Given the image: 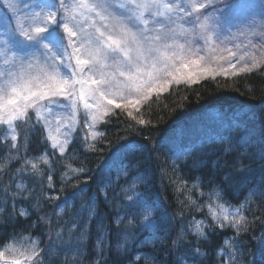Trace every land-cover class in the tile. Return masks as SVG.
<instances>
[{
    "label": "trees",
    "instance_id": "16d2710c",
    "mask_svg": "<svg viewBox=\"0 0 264 264\" xmlns=\"http://www.w3.org/2000/svg\"><path fill=\"white\" fill-rule=\"evenodd\" d=\"M16 124L15 147L0 138V264H264V69L113 108L63 154L40 122ZM11 244L31 253L10 259Z\"/></svg>",
    "mask_w": 264,
    "mask_h": 264
},
{
    "label": "snow or ice",
    "instance_id": "6c2138e0",
    "mask_svg": "<svg viewBox=\"0 0 264 264\" xmlns=\"http://www.w3.org/2000/svg\"><path fill=\"white\" fill-rule=\"evenodd\" d=\"M209 4L211 0L208 4L199 0H59V8L47 6L55 10L45 11L41 7L30 15L26 12L23 19L17 20V30L30 42L29 47L44 50L43 60L35 52L25 56L13 53L9 57L11 49H5L4 64L12 67L0 71V126L6 125L15 141L18 127L15 122L35 120L39 123L44 120L42 113L50 112V105L61 104L62 100L56 98L62 97L70 102L73 110L79 101H84V108L90 110L88 115L92 123L89 127H93L112 111L109 106L121 109L141 105L151 99L152 93L159 96L172 83H198L194 73L183 75L182 69L190 65L200 66L206 78L227 75L222 66L219 69L203 67L201 62L205 57L197 55L202 49L197 46L193 51L192 48L193 41L197 45L203 41L209 54L218 52L212 43L210 17L201 12ZM177 13L193 17L185 21L192 25L191 30L182 24L178 26L180 35L192 36L184 43L177 42V29L171 27ZM253 35L264 37V32H253ZM216 37L219 39V33ZM235 47L237 51L219 49L226 55L214 56L216 60L226 61L231 69L243 62L234 75L252 73L264 65V53L258 57L249 51V47H256L251 41L239 55L240 46ZM20 50L23 51L24 46ZM185 53L194 58L185 62ZM116 96L120 102L113 98ZM128 115L136 119L132 112ZM137 122L149 123L142 118ZM96 135L92 134L93 139ZM67 143L54 141L53 147H59L63 154ZM32 168L36 165L32 164ZM220 207L223 209V205ZM223 211V219L227 220V210ZM19 215L27 213L21 211ZM212 215L216 217V213ZM243 220L244 217H240L236 224ZM202 225L203 221L196 223L195 234L206 241L208 235ZM4 256L5 253L0 252V258ZM11 264H22V261L14 259Z\"/></svg>",
    "mask_w": 264,
    "mask_h": 264
},
{
    "label": "rangeland",
    "instance_id": "374dc122",
    "mask_svg": "<svg viewBox=\"0 0 264 264\" xmlns=\"http://www.w3.org/2000/svg\"><path fill=\"white\" fill-rule=\"evenodd\" d=\"M2 8L12 16L11 20L13 21L12 29L17 33L13 35L11 32V28L9 23L7 22L3 12L0 7V71H5L12 67L11 64H4V51L6 48L11 49L8 52V56L11 57L13 53L19 56H25L26 53L31 54L33 52L36 53L37 56L43 60L42 48H33L29 47V43L22 35H20L17 30V20L23 19L25 13L27 12L29 15L33 12L40 11L41 7H44L45 11L55 10L49 9L48 5H55L56 8H59V0H0ZM199 2H203L208 4V0H199ZM202 13L208 15L210 17V31L213 34V45L217 47L218 52L216 54H209L207 47L204 45L203 41L199 42V45L193 41L192 48L193 51L197 46H199L202 50L197 54L198 56H204L205 60L201 62L203 67H211L212 69H219L221 66L224 70H226L227 75L218 74L215 75L217 77H233L235 73L243 64H237L236 69L229 68V65L226 61L216 60L214 59L215 55H226V53L219 52V49H231L232 51H237L236 45L240 46L238 55L244 51L246 45L249 44V41L252 44L256 45L255 48L249 47V51L255 52L258 57H260L261 53H264V37L260 35H253V32L259 34L264 32V0H211V4L208 5L206 9L201 10ZM195 15V14H194ZM183 17V19H181ZM175 24H172L171 27L177 29V42L184 43L186 39H192V36H183L180 35L179 25H183L185 28L192 29V25L185 23L186 20H192L193 17H184L183 13H177L174 15ZM203 18V17H201ZM196 32L199 30L196 29ZM219 33V39H217L216 34ZM222 41V42H221ZM67 43V39L64 41ZM24 46V50L21 51L20 47ZM71 51V49H69ZM192 57L189 53H185V62H189ZM74 63V61H73ZM180 63L179 61L177 62ZM264 69V65H262L259 69L254 70L252 73L260 71ZM183 75L186 77L189 72L194 73L198 78L199 82L202 79L206 78L205 74H203L200 70V66L190 65L187 69H182ZM241 74H250V73H241ZM211 77V76H208ZM161 78H164L163 73L161 74ZM181 83L185 84H196L189 83L187 81H182ZM175 83H172L174 85ZM79 87V86H77ZM169 87L162 93H166ZM161 95V94H160ZM157 96L156 93H152V97ZM151 97V98H152ZM120 102L119 97H113ZM56 99L62 100V103L57 105L53 104L49 107L51 111H45L42 113L44 120L40 121L42 129L45 133V138L49 141L50 148L52 150L59 151V147H53V142L63 143L67 141L66 148L68 144L71 142L73 138L75 128L78 124H83V128L87 133L89 140L93 139L92 134L98 132V126L102 120H98L93 127H89L91 122V117L88 115V109L84 108V101H79L75 110H73L70 106V102L67 100H63L62 97H57ZM87 99V97L85 98ZM145 102V101H144ZM111 109L115 108L113 106H109ZM139 105L132 106L128 105L126 108H121L125 110H137ZM91 111H95L92 109ZM232 118H242V115L231 114ZM81 121V122H78ZM87 120V123L85 122ZM47 121V123H45ZM16 123V122H15ZM50 137V138H49ZM96 137V136H95ZM0 138L3 142H9V144L14 143L11 139V132L7 129L5 125L1 129ZM95 139V138H94ZM37 159V158H36ZM21 211H25L28 215L29 211L25 209H21ZM73 208L69 211L71 213ZM74 212V211H73ZM72 212V213H73ZM26 215V216H27ZM24 217V216H22ZM71 227H68V231ZM67 232V231H66ZM34 239L32 236H25L22 238L20 242L24 247L33 249ZM8 249L9 258L12 259L15 256H24L25 254H29L31 252L21 253L24 248L11 244ZM6 256V254H5ZM69 260L71 261L74 258V254H70ZM60 264L62 262H66L63 258L58 259Z\"/></svg>",
    "mask_w": 264,
    "mask_h": 264
},
{
    "label": "bare ground",
    "instance_id": "6f19581e",
    "mask_svg": "<svg viewBox=\"0 0 264 264\" xmlns=\"http://www.w3.org/2000/svg\"><path fill=\"white\" fill-rule=\"evenodd\" d=\"M187 136H194V134L192 133V132H190V133H186V135H184V137H187ZM188 141V140H187ZM113 178H115V174H111L110 173V175H109V179H113Z\"/></svg>",
    "mask_w": 264,
    "mask_h": 264
}]
</instances>
